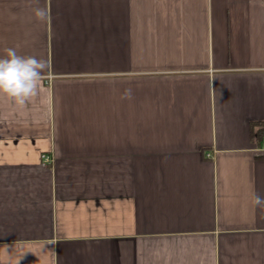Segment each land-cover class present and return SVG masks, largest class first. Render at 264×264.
Returning a JSON list of instances; mask_svg holds the SVG:
<instances>
[{
  "label": "crops",
  "instance_id": "crops-1",
  "mask_svg": "<svg viewBox=\"0 0 264 264\" xmlns=\"http://www.w3.org/2000/svg\"><path fill=\"white\" fill-rule=\"evenodd\" d=\"M6 48L48 68L0 99V264H264V0H0Z\"/></svg>",
  "mask_w": 264,
  "mask_h": 264
},
{
  "label": "clouds",
  "instance_id": "clouds-1",
  "mask_svg": "<svg viewBox=\"0 0 264 264\" xmlns=\"http://www.w3.org/2000/svg\"><path fill=\"white\" fill-rule=\"evenodd\" d=\"M32 13L36 21L44 23L49 13L46 7L35 6ZM48 65L43 58L18 55L15 48H6L0 57V99L7 98L18 109H24L41 94V84ZM132 89H125L122 99L132 98ZM254 207L264 212V196L253 193Z\"/></svg>",
  "mask_w": 264,
  "mask_h": 264
},
{
  "label": "built area",
  "instance_id": "built-area-1",
  "mask_svg": "<svg viewBox=\"0 0 264 264\" xmlns=\"http://www.w3.org/2000/svg\"><path fill=\"white\" fill-rule=\"evenodd\" d=\"M263 153H264V140H263V149H262ZM43 161L44 162H49L52 160L51 156H49L48 154H43L42 155Z\"/></svg>",
  "mask_w": 264,
  "mask_h": 264
}]
</instances>
